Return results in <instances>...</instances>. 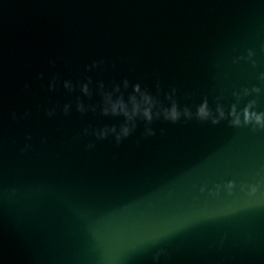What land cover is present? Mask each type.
Wrapping results in <instances>:
<instances>
[{
  "label": "water",
  "instance_id": "95a60500",
  "mask_svg": "<svg viewBox=\"0 0 264 264\" xmlns=\"http://www.w3.org/2000/svg\"><path fill=\"white\" fill-rule=\"evenodd\" d=\"M249 104L264 0H0V264H264Z\"/></svg>",
  "mask_w": 264,
  "mask_h": 264
},
{
  "label": "clouds",
  "instance_id": "9594fccd",
  "mask_svg": "<svg viewBox=\"0 0 264 264\" xmlns=\"http://www.w3.org/2000/svg\"><path fill=\"white\" fill-rule=\"evenodd\" d=\"M249 55H251V53H249ZM135 91H137V92L140 91L139 85L136 86ZM143 97L144 98H149L147 95H144ZM251 108H252V105L249 104L248 106H246L243 109V111H242L243 122L245 124L254 122L256 125H258L260 127H264V113H257L255 111H251L250 110ZM135 110L136 111L139 110V106L138 105L136 106V109ZM217 110H218V112L220 114V117H223L224 116L223 110L220 109V108H218ZM125 114H127V113H125ZM165 114H166V116L168 118H170L173 121L177 120L178 117H179V113L177 111V108H176V105L175 104H173L171 110L170 111H166ZM143 115L148 120H151L152 119L149 108L144 109ZM185 115H189V116L191 115L188 112L187 109H185ZM209 115H210V113H209L208 108H207V101H205L203 104H201L199 106V108L197 110V116L199 118H201V119H204V118H207ZM230 115L233 117V119H232V124L233 125H237L238 126V125L241 124V114L240 113H237L235 105L232 106ZM212 122L215 124V123H218V120L213 119ZM128 131H129V129L127 127H124L122 129V132H123L124 135H127L128 134Z\"/></svg>",
  "mask_w": 264,
  "mask_h": 264
}]
</instances>
